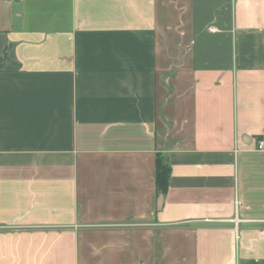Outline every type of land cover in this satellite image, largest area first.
<instances>
[{"label":"crops","instance_id":"0c3cea01","mask_svg":"<svg viewBox=\"0 0 264 264\" xmlns=\"http://www.w3.org/2000/svg\"><path fill=\"white\" fill-rule=\"evenodd\" d=\"M262 138L264 0H0V264H264Z\"/></svg>","mask_w":264,"mask_h":264},{"label":"trees","instance_id":"16d2710c","mask_svg":"<svg viewBox=\"0 0 264 264\" xmlns=\"http://www.w3.org/2000/svg\"><path fill=\"white\" fill-rule=\"evenodd\" d=\"M170 176V167L166 157L160 153L155 157V189L157 195H165Z\"/></svg>","mask_w":264,"mask_h":264},{"label":"built area","instance_id":"2783aa9c","mask_svg":"<svg viewBox=\"0 0 264 264\" xmlns=\"http://www.w3.org/2000/svg\"><path fill=\"white\" fill-rule=\"evenodd\" d=\"M255 146L257 151H264V138L256 141Z\"/></svg>","mask_w":264,"mask_h":264},{"label":"water","instance_id":"95a60500","mask_svg":"<svg viewBox=\"0 0 264 264\" xmlns=\"http://www.w3.org/2000/svg\"><path fill=\"white\" fill-rule=\"evenodd\" d=\"M161 201H162V198L159 197V200H158V204H159V205L161 204Z\"/></svg>","mask_w":264,"mask_h":264}]
</instances>
